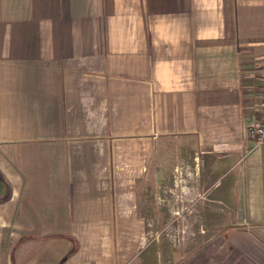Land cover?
Wrapping results in <instances>:
<instances>
[{
  "label": "crops",
  "instance_id": "1",
  "mask_svg": "<svg viewBox=\"0 0 264 264\" xmlns=\"http://www.w3.org/2000/svg\"><path fill=\"white\" fill-rule=\"evenodd\" d=\"M264 0H0V264H264Z\"/></svg>",
  "mask_w": 264,
  "mask_h": 264
},
{
  "label": "built area",
  "instance_id": "2",
  "mask_svg": "<svg viewBox=\"0 0 264 264\" xmlns=\"http://www.w3.org/2000/svg\"><path fill=\"white\" fill-rule=\"evenodd\" d=\"M247 136L253 144L251 150L264 144V89L257 106L256 122L248 129Z\"/></svg>",
  "mask_w": 264,
  "mask_h": 264
}]
</instances>
